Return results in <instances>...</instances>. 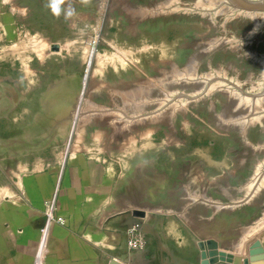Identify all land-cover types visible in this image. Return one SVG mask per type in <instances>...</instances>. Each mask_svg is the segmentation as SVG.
Segmentation results:
<instances>
[{"label": "rangeland", "instance_id": "obj_1", "mask_svg": "<svg viewBox=\"0 0 264 264\" xmlns=\"http://www.w3.org/2000/svg\"><path fill=\"white\" fill-rule=\"evenodd\" d=\"M161 2L0 0V182L33 171L48 182L46 173H59L65 154L64 168H111L121 203L139 206L131 214L138 220L127 227L128 249L145 247L142 222L159 215L155 251L165 254L167 242H175L201 264L200 241L217 254H235L251 232L246 252L264 241V191L248 205L215 208L216 201L243 198L240 189L263 162L264 129L249 123L244 130L227 113L225 94H206L216 79L198 96L185 81L169 86L189 72L192 79L225 70L243 96L262 92L251 80L262 76L264 20L254 29L250 17L215 7L214 35L252 33L249 49L219 47L198 60L197 46L209 43L212 32L209 9L196 6L208 0H180L167 9ZM179 92L194 95V103L175 99ZM133 239L139 248L129 247ZM261 249L257 264H264Z\"/></svg>", "mask_w": 264, "mask_h": 264}, {"label": "crops", "instance_id": "obj_2", "mask_svg": "<svg viewBox=\"0 0 264 264\" xmlns=\"http://www.w3.org/2000/svg\"><path fill=\"white\" fill-rule=\"evenodd\" d=\"M28 173L15 182H0V264H200L179 253L182 246L175 242H167L165 254L155 251L161 229L152 224L159 215L142 222L145 247L128 249L127 227L138 220L131 214L139 206L121 203L120 182L111 168L61 166L53 178L46 173L48 182H41L39 171ZM251 233L235 254L246 255ZM166 256L168 262H162Z\"/></svg>", "mask_w": 264, "mask_h": 264}, {"label": "bare ground", "instance_id": "obj_3", "mask_svg": "<svg viewBox=\"0 0 264 264\" xmlns=\"http://www.w3.org/2000/svg\"><path fill=\"white\" fill-rule=\"evenodd\" d=\"M163 2H161V5L164 7V8H169V7H172L173 6V2H180V0H162ZM201 3L207 1V0H200ZM240 1L242 0H208L207 3H204V5H199V6H196L198 7L199 9H204V8H208L209 11H210V18H211V22L210 23V32H212V35H210V37L207 39V41L209 43H207L206 41L205 42H202L200 44H198L197 46V49H198V52H197V55L195 57H197V59L199 60L200 58L204 57V56H208L209 53H212V50H216L217 48H225V47H230L231 49H238V48H241V49H249L248 46H246L249 41L248 39L251 37L252 33L248 34L246 38H242V39H238V38H233L231 37L232 39H228V37L226 38L225 36L224 37H221L219 34V36H216L214 35V31L213 29L219 27L218 24L216 23V20L214 19V15H213V10L215 9V7L217 8H221L223 9V11L226 13V15H230V14H233L235 16H241V15H245V16H248L250 17L253 21L256 22V24L254 25V29H258L259 26H260V19L261 18L262 20H264V11L262 10H258L256 8L258 7H261L259 4H253L252 7H254L255 9H248L250 7L247 8L246 7H241V4H240ZM247 1H259V0H247ZM197 2V1H196ZM202 3V4H203ZM212 3V5H209L211 8H209V6H205V5H208ZM193 4V3H192ZM148 4H146L147 6ZM219 6V7H218ZM257 6V7H255ZM263 6V5H262ZM138 7V6H137ZM174 7V6H173ZM140 8V7H139ZM147 8V7H145ZM149 9L152 10V8L148 7ZM177 8V7H176ZM216 8V9H217ZM137 9V8H136ZM148 9V11H150ZM135 10V9H134ZM142 10V9H141ZM146 11V10H145ZM153 11V10H152ZM142 12V11H141ZM134 13V12H133ZM215 13V12H214ZM217 13V12H216ZM209 14V13H208ZM223 25V24H222ZM222 25L220 27H222ZM213 28V29H212ZM216 33V32H215ZM218 33V32H217ZM224 35V34H223ZM230 37V36H229ZM252 38V37H251ZM205 40V39H204ZM202 41V40H201ZM248 41V42H247ZM252 49V48H251ZM250 49V50H251ZM224 51V50H223ZM249 51V50H248ZM247 51V52H248ZM250 52V51H249ZM252 52V51H251ZM215 53V52H214ZM232 53V52H231ZM212 55V54H211ZM255 55V54H254ZM253 56V55H252ZM235 58V56H234ZM253 59L255 57H252ZM195 59V58H194ZM258 60V59H257ZM261 61L264 60V58H261L260 59ZM194 61V60H193ZM220 68V67H219ZM221 69V68H220ZM224 70V68H222ZM263 71H262V76L261 78H259L258 80H251L252 84H261L262 88L264 87V65H263ZM227 71H220V70H217V72L213 73V72H209V73H206L204 76H201L200 78L199 77H196L194 76V78L190 79V74L191 72L189 73H186V78L187 80H178V81H175L176 83L172 84L171 86H169V88L171 87V89H174L178 86H182L181 83H183V81H185L187 83V85H189V87L187 89H189V91H193L191 89H194V87H198V89H194V92H196V95L195 96H198L200 93H203V92H199V89L203 88L205 85L208 86L211 81L213 79H216L218 80L217 82L214 80L215 83L211 84L208 89L207 87H205L206 89V94H212L213 97L215 95H217L216 93H214L215 91H220L222 92L223 94H225L224 97H226V99H228L229 103H228V112L230 115V118L232 120H235V123H237L238 125H244V130H246L247 128V125H250L249 123H256V124H260L261 128L264 129V90L261 92V91H258L256 93H249L248 95L246 96H243L242 94H240L237 89L234 88V86H230L229 84L233 83V79L231 80V82L229 81V76H227L228 74L226 73ZM193 74V73H192ZM214 74V75H213ZM213 76V77H212ZM188 77V78H187ZM231 77V76H230ZM234 77V76H232ZM231 79V78H230ZM261 81V82H260ZM208 83V84H206ZM203 86V87H202ZM252 88V87H250ZM261 88V89H262ZM204 89V88H203ZM239 89V88H238ZM202 90V89H201ZM203 90V91H205ZM252 91V90H251ZM176 93V92H175ZM192 94V93H191ZM247 94V93H245ZM257 94H260L258 97H254L255 95ZM173 95V94H171ZM194 95H183V93L181 94V92L178 93V95H175V99H180L182 101L185 102V100L189 103H194V98H195ZM167 97V96H166ZM170 97V95L168 96ZM167 97V98H168ZM178 97V98H176ZM166 98V99H167ZM171 98V97H170ZM173 98V99H174ZM193 99V100H192ZM196 99V98H195ZM159 100V99H158ZM179 100V101H180ZM178 101V100H177ZM232 102V103H231ZM175 104V103H174ZM232 105H237L239 107V110H236L235 108H232ZM159 106V105H157ZM157 106H154L153 108L157 107ZM247 108V110H246ZM233 110L230 112V110ZM153 110V109H152ZM157 110L159 109H155L154 111L157 112ZM115 111V110H114ZM153 111V112H154ZM244 111H249L247 115H244ZM152 112V113H153ZM117 113V112H115ZM123 114V112H122ZM127 114V113H126ZM120 115V114H119ZM131 115V114H130ZM129 115V116H130ZM128 116V114H127ZM250 116V117H249ZM125 117V116H124ZM123 117V118H124ZM232 120H231V125L232 127L234 126L233 123H232ZM248 122V123H247ZM247 123V124H246ZM244 130L242 131V133H244ZM264 136V135H263ZM245 139V137H244ZM250 149H252V145L249 146ZM264 148V147H263ZM242 190L243 194L241 195L243 198H240V199H237V200H233L231 201L230 203H222V202H215V208L216 210L220 211V210H223V209H234L239 203L241 204H247L248 201L249 203L255 201L256 202V197H257V194H259L260 192H263L264 191V157H263V162H261L255 169L254 171L250 174V177L247 179L246 181V184L243 185V188L240 189ZM195 200V199H194ZM202 200V198L200 199V201ZM206 200V203L209 201L207 199ZM217 200V199H216ZM243 200V201H241ZM245 200H247V202H245ZM204 201V200H203ZM212 201V200H211ZM220 201V200H219ZM258 201V200H257ZM192 202V201H191ZM209 203V202H208ZM207 203V204H208ZM240 206V205H239ZM183 209V208H182ZM251 219V217H249ZM247 224H248V221H246ZM246 224V223H245ZM244 228V227H243ZM245 228H247L248 230V227L245 226ZM245 230V229H244ZM264 230V228L262 229Z\"/></svg>", "mask_w": 264, "mask_h": 264}, {"label": "water", "instance_id": "obj_4", "mask_svg": "<svg viewBox=\"0 0 264 264\" xmlns=\"http://www.w3.org/2000/svg\"><path fill=\"white\" fill-rule=\"evenodd\" d=\"M229 1V0H228ZM241 7H250L248 9H255L253 6V4H262L263 6L258 7L256 9L258 10H262L264 11V0H259V1H247V0H242L240 1ZM257 7V6H255ZM65 158H66V154L64 156L63 159V163H62V167L64 166V162H65ZM200 248L202 249L201 253H202V257L203 260L201 264H210V263H214L216 261H221V262H227L228 264H249V259H250V264H257L254 259L256 260V253L258 251L261 252V245L260 242H255L252 246V248H249V250L247 251L248 254H246V256H243L241 254H233L231 252H227V253H223V252H219L218 254L215 251H208L206 252L204 247V243L202 241L199 242ZM255 246V248H254ZM217 255L216 257L214 256ZM210 256V257H209ZM110 264H119L118 262L112 260L110 262Z\"/></svg>", "mask_w": 264, "mask_h": 264}, {"label": "built area", "instance_id": "obj_5", "mask_svg": "<svg viewBox=\"0 0 264 264\" xmlns=\"http://www.w3.org/2000/svg\"><path fill=\"white\" fill-rule=\"evenodd\" d=\"M128 244H129V247H131V248H139L141 246L140 241H138L136 239L129 241Z\"/></svg>", "mask_w": 264, "mask_h": 264}]
</instances>
